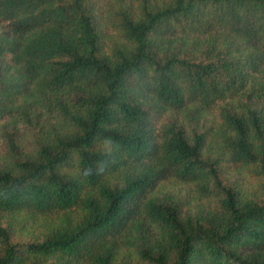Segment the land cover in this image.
<instances>
[{"label":"trees","instance_id":"16d2710c","mask_svg":"<svg viewBox=\"0 0 264 264\" xmlns=\"http://www.w3.org/2000/svg\"><path fill=\"white\" fill-rule=\"evenodd\" d=\"M110 2L0 0V264H264V0Z\"/></svg>","mask_w":264,"mask_h":264},{"label":"rangeland","instance_id":"374dc122","mask_svg":"<svg viewBox=\"0 0 264 264\" xmlns=\"http://www.w3.org/2000/svg\"><path fill=\"white\" fill-rule=\"evenodd\" d=\"M110 3H112V0ZM102 13H103V16L106 17L107 15L106 10H103ZM111 36H114V34H111ZM214 113L211 112L210 115H207L206 118H204V120L200 122L199 127H201V125L206 126V127L210 126L211 122L215 120L216 118ZM2 124L3 122L1 123V125ZM6 126H9V125H6ZM185 126L188 128L190 127L189 129H192L193 123H186ZM1 130L2 128H0V132ZM4 130L9 131L10 129L9 127H7V128H4ZM18 133L20 137V142L25 148V150L26 151L31 150L33 148L35 139L39 137V129L38 128L32 129L30 127L20 124L18 126ZM3 147H4V141L0 139V160L2 159V156L4 155ZM227 171H228V174L226 175V177L229 181H235L238 178L243 184L242 187L249 194H252L255 196H259L261 194V185L264 181L263 176L257 175L245 169H241L240 171H237L235 167H229ZM156 192L158 193L165 192L167 194L176 195L183 202L185 201L191 202L190 206L186 205V207L189 206V208L191 209L194 208L197 203H201L207 206L208 204H212V202L214 201L213 198L198 200L196 194L190 189L189 186H185L182 183L172 181V180H166V181L161 182L156 188ZM42 229H43L42 225L40 223H37L33 225L32 227H26V230L21 231L20 237L24 238L25 240L31 239L32 237L36 235H40L42 232ZM127 264H139V263L135 256H131V259L128 260Z\"/></svg>","mask_w":264,"mask_h":264}]
</instances>
